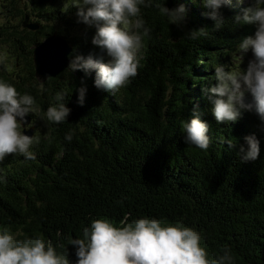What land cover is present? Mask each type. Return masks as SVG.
<instances>
[{
	"label": "trees",
	"instance_id": "trees-1",
	"mask_svg": "<svg viewBox=\"0 0 264 264\" xmlns=\"http://www.w3.org/2000/svg\"><path fill=\"white\" fill-rule=\"evenodd\" d=\"M240 1L230 0L221 9L229 21L220 30H213L201 0H164L169 8L185 5L180 26L168 24L154 8H142L150 37L137 75L113 94L94 87V72L67 67L44 82L36 78L33 48L53 32L72 43L70 59L102 56L91 44L95 27L78 22L73 0H10L5 12L20 19L12 25L6 17L2 35L10 37L0 40L17 52L15 66L25 63V76L5 71L0 63V79L32 94L41 113L63 91L71 111L58 125L29 114L30 126L42 121L31 149L36 158L8 154L0 160V228L7 226L20 238L39 233L55 246L80 237L91 219L106 218L120 227L122 221L148 216L165 226L194 228L209 259L227 249L233 264H264V126L247 111L235 122L217 123L202 92L215 83L212 65L230 66L239 38L253 31L251 25L230 22L250 3ZM6 8L0 3V11ZM26 15L39 23L37 30L22 33L28 28ZM58 19L68 30L48 24ZM200 28H207L206 35L185 37ZM81 86L87 89L83 105L77 102ZM197 113L209 125L207 151L188 146L180 131V121ZM70 130L68 142L64 136ZM250 134L260 141V156L241 161L237 152ZM227 139L235 146L221 143ZM67 247L74 261L73 246Z\"/></svg>",
	"mask_w": 264,
	"mask_h": 264
},
{
	"label": "clouds",
	"instance_id": "clouds-1",
	"mask_svg": "<svg viewBox=\"0 0 264 264\" xmlns=\"http://www.w3.org/2000/svg\"><path fill=\"white\" fill-rule=\"evenodd\" d=\"M201 4L208 9L204 15L214 22L213 30H220L229 21L221 9L229 6L230 0H201ZM72 6L77 8L78 22L95 27L91 44L103 55L99 58L92 53L75 55L67 69L94 72V87L113 94L137 75L145 39L150 37L151 29L141 9L154 8L168 24L177 26L182 25L187 16L184 4L169 8L164 0H73ZM230 22L236 26L251 25L253 31L239 38L233 54L237 59L231 66L219 62L212 65L215 72L211 79L215 83L202 92L217 123L235 122L247 111L254 112L264 126V0H250ZM206 29H192L185 37L195 40L206 35ZM249 52L252 58L242 68ZM4 56L0 50V62ZM104 56L108 57L107 62ZM86 91V86L77 89V102L81 105ZM65 96L63 91H57L41 113L32 94L20 93L13 84L0 79V160L8 154L34 160L35 153L31 149L37 140L35 135L21 131L25 117L34 114L52 125L67 121L71 109L66 106ZM180 131L188 146L208 150L209 125L199 113L182 119ZM72 138L70 130L64 140L71 142ZM243 139L237 155L241 161L257 160L260 141L255 134ZM224 142L229 148L236 144L233 139L221 140ZM62 155L61 150L56 158ZM0 182H4L2 175ZM121 224L123 226L117 227L106 218L91 219L80 237L55 246L42 234L20 238L5 226L0 228V264H233L227 249L209 259L201 246L200 234L181 223L165 226L155 217L142 216ZM68 245L73 246L74 261L69 260Z\"/></svg>",
	"mask_w": 264,
	"mask_h": 264
},
{
	"label": "water",
	"instance_id": "water-1",
	"mask_svg": "<svg viewBox=\"0 0 264 264\" xmlns=\"http://www.w3.org/2000/svg\"><path fill=\"white\" fill-rule=\"evenodd\" d=\"M25 27L32 30L39 28V23L29 22V16L23 22ZM72 51V43L62 35L53 32L47 35L33 48V60L35 75L40 82L50 77H56L64 71L70 62L69 54ZM46 77H48L46 79ZM31 117H25L22 131L27 135H34L35 126L31 125ZM29 126V127H27Z\"/></svg>",
	"mask_w": 264,
	"mask_h": 264
},
{
	"label": "rangeland",
	"instance_id": "rangeland-1",
	"mask_svg": "<svg viewBox=\"0 0 264 264\" xmlns=\"http://www.w3.org/2000/svg\"><path fill=\"white\" fill-rule=\"evenodd\" d=\"M238 1V4H243V2L242 1H240V0H237ZM250 0H244V2L246 3V2H249ZM50 13H51V11H50ZM6 20V19H5ZM4 19H3V16L2 17H0V29L2 30V26H1V24H3V22L5 21ZM12 20V22L13 23H16L17 22V20H18V18H12L11 19ZM48 24H51V25H53V26H55V27H58V28H60V27H64L66 30H68V25L67 26H64L65 24L63 23V22H61V20H55V22H52V21H50V22H48ZM69 32V35H73V34H75V31L74 30H69L68 31ZM1 39V38H0ZM3 46H2V45ZM0 44V50H2L5 54H6V50H9L10 51V49L7 47V45L5 44V43H1ZM27 49H29L28 47H27ZM15 53H17L16 51H15ZM13 51H12V49H11V52H10V54L8 53L6 56H4V58H3V61L2 62H0L1 64H2V67H4L3 69L5 70V71H9V72H12V74H17V75H22L23 74V76H25L24 75V67L23 68H21L22 67V65L23 66H26L25 65V63L23 62V63H19L17 66H15V62H14V60H13V57L14 56H16V54H15ZM103 55V54H102ZM105 58H107L108 59V57L107 56H104ZM252 58V54H251V52H249V53H247L246 55H245V57H244V59H243V62H242V64H241V67L242 68H245L246 67V65H247V62H248V60L249 59H251ZM233 60H235V59H237L234 55H233V58H232ZM232 60V61H233ZM231 66V65H230ZM26 71V70H25ZM3 72V71H2ZM23 72V73H22ZM35 120V119H34ZM39 120H40V118H39ZM39 125H42V121H40L38 124L37 123H35V131H34V133L36 134V132H37V135H41V132H38V128L40 129L41 127H39ZM27 127H29V126H27ZM22 129H23V127L21 126V131H22ZM42 129V128H41ZM46 131V130H45Z\"/></svg>",
	"mask_w": 264,
	"mask_h": 264
},
{
	"label": "flooded vegetation",
	"instance_id": "flooded-vegetation-1",
	"mask_svg": "<svg viewBox=\"0 0 264 264\" xmlns=\"http://www.w3.org/2000/svg\"><path fill=\"white\" fill-rule=\"evenodd\" d=\"M6 1H7V2H6ZM0 3H3V5H6V6L9 5V8H8V9L6 8L5 10H1V11H0V17L3 16V19H4V20H5L6 17H7V20H9V22L13 25V22H12V20H11V19L14 17L13 14L11 13V15H9L10 13H6V12H5L6 10H7V11H8V10H9V11L11 10V3H10V0H4V1H3V0H0ZM15 10L18 11L17 9H15ZM14 18H15V17H14ZM16 18L20 19L19 16H17ZM16 18H15V19H16ZM36 18H37V17H36ZM29 20H32V22H33V21L35 20V18H33V17L30 16ZM11 30H12V29H11ZM27 30H32V29H30V28H24L23 31H22V33H26ZM36 30H37V29H36ZM3 32H4V30H1V29H0V38H1V39H4V38L6 39V38L10 37V36H8V35H5V36L2 35ZM1 43H4L3 40H2V41L0 40V44H1ZM5 43H6V42H5ZM8 53L10 54V51H9V50H6V54H5V56H6ZM17 55H18V54H17ZM17 58H19V57L17 56Z\"/></svg>",
	"mask_w": 264,
	"mask_h": 264
}]
</instances>
